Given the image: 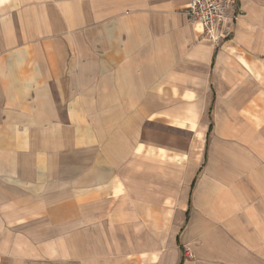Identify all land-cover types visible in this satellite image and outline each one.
Here are the masks:
<instances>
[{
	"label": "crops",
	"instance_id": "crops-1",
	"mask_svg": "<svg viewBox=\"0 0 264 264\" xmlns=\"http://www.w3.org/2000/svg\"><path fill=\"white\" fill-rule=\"evenodd\" d=\"M0 0V264H264V0Z\"/></svg>",
	"mask_w": 264,
	"mask_h": 264
},
{
	"label": "built area",
	"instance_id": "built-area-1",
	"mask_svg": "<svg viewBox=\"0 0 264 264\" xmlns=\"http://www.w3.org/2000/svg\"><path fill=\"white\" fill-rule=\"evenodd\" d=\"M237 0H191L185 11L187 19L198 26L205 37L216 42L232 32L229 9Z\"/></svg>",
	"mask_w": 264,
	"mask_h": 264
}]
</instances>
